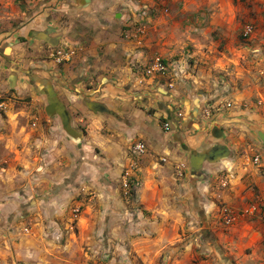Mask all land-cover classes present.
<instances>
[{
	"label": "crops",
	"instance_id": "0c3cea01",
	"mask_svg": "<svg viewBox=\"0 0 264 264\" xmlns=\"http://www.w3.org/2000/svg\"><path fill=\"white\" fill-rule=\"evenodd\" d=\"M11 4L0 15V264H221L262 253L259 219L225 225L219 208L264 195L263 18L242 38L251 23L240 0ZM141 5L151 13L139 45L123 29ZM63 44L76 54L59 63L51 51ZM127 53L142 65L160 54L174 68L140 84ZM49 88L80 142L47 113ZM215 144L230 156L194 173L192 152ZM127 170L141 183L135 197L124 195Z\"/></svg>",
	"mask_w": 264,
	"mask_h": 264
},
{
	"label": "built area",
	"instance_id": "2783aa9c",
	"mask_svg": "<svg viewBox=\"0 0 264 264\" xmlns=\"http://www.w3.org/2000/svg\"><path fill=\"white\" fill-rule=\"evenodd\" d=\"M138 10V11H137ZM167 11V9H166ZM151 13L150 7L148 5H141V8L136 9V16L134 14L129 15L126 19V24L123 29V36L127 40H133L137 42L139 45H142L145 39V36L147 34V25L144 21L145 18H147ZM254 26L252 24H248L245 26L244 29V35L248 36L253 33ZM53 58L61 63L65 61H70L73 56L76 54V51L74 48H71L67 44L60 45L53 49L51 51ZM126 58L128 59L129 64L132 66L135 72L137 74H140V79H138L139 83H144L146 78L152 77V76H163L170 72V70L174 67H171L170 64L162 57L160 54H156L152 60L146 64L142 65L137 62L136 59H134L132 53H127ZM170 87L173 86V83L169 84ZM227 107L232 106V102L228 101L226 103ZM5 108V102L0 99V109ZM211 112V109H205L204 114L209 115ZM170 127V124L168 122L164 123V128L168 130ZM132 152L135 154V156H141L147 152V145L144 142H137L135 143L132 148ZM163 161L166 159L163 158ZM254 162L256 164H259L260 162V156L256 155L254 157ZM138 166V160L135 159L129 169H135ZM229 171V170H228ZM230 172V171H229ZM228 172V173H229ZM130 171L127 170L125 172V178L122 183L124 195L129 197H135V194L140 187V181L138 179H129L130 177ZM176 176L178 179L182 180L185 177L184 174V165L180 164L176 168ZM229 183V177L226 176L222 179L221 185L227 186ZM220 217L222 222L225 225H231L235 223L241 216L245 217H252L259 219L262 229H263V237H264V195H262L256 202L251 203L247 205L246 207L242 209H236L230 205L222 204L220 205ZM25 231H27V228H25Z\"/></svg>",
	"mask_w": 264,
	"mask_h": 264
},
{
	"label": "water",
	"instance_id": "95a60500",
	"mask_svg": "<svg viewBox=\"0 0 264 264\" xmlns=\"http://www.w3.org/2000/svg\"><path fill=\"white\" fill-rule=\"evenodd\" d=\"M48 95V106L46 111L49 115H59L62 125L66 133L76 142H80L83 137V132L77 130L72 126L71 116L66 109V106L59 100L52 88L46 90ZM93 110L104 111L100 103H93L90 105ZM258 135L264 143V131L259 130ZM230 149L223 144H215L206 152H192L191 155V169L194 173L199 174L204 162L217 163L220 160L230 156Z\"/></svg>",
	"mask_w": 264,
	"mask_h": 264
},
{
	"label": "rangeland",
	"instance_id": "374dc122",
	"mask_svg": "<svg viewBox=\"0 0 264 264\" xmlns=\"http://www.w3.org/2000/svg\"><path fill=\"white\" fill-rule=\"evenodd\" d=\"M12 2H13V0H0V15H2L4 13H6V15H10V13L12 11L14 12L16 10V6H15V8L12 7V4H11ZM240 2H241V6H242V11H244L246 9L245 12L241 13L242 18H244V19H242L243 22L248 21L247 23H251L253 26L255 25L256 29H258V21L256 22L255 19L259 18L260 21H262L260 19V17L264 19V0H240ZM8 17H10V16H8ZM7 19H9V18H7ZM6 25L8 26V22L5 23L4 19L0 18V28L6 27ZM241 32L242 33L240 35L242 38H248L251 35L250 34L248 36H245L243 29L241 30ZM253 33H254V30H253ZM262 38L263 37H261V39ZM260 127L264 128V123H261L259 125V128ZM262 244L263 245L260 246V249H262V253L261 254L257 253L254 258H250V260H247L246 262L238 263L234 259H232V262H231V260H230L231 258L228 255L227 256L222 255V256L218 257L219 262H221V264L222 263L223 264H264V240H263ZM248 250H249V252H252V251H250V249H248ZM225 257H226V259L224 260ZM136 261H137V264H143L139 259H137Z\"/></svg>",
	"mask_w": 264,
	"mask_h": 264
}]
</instances>
